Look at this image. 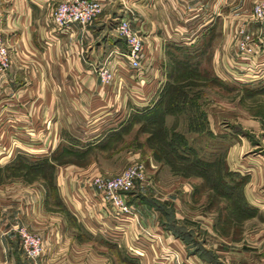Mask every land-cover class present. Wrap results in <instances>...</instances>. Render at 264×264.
<instances>
[{
  "label": "rangeland",
  "instance_id": "374dc122",
  "mask_svg": "<svg viewBox=\"0 0 264 264\" xmlns=\"http://www.w3.org/2000/svg\"><path fill=\"white\" fill-rule=\"evenodd\" d=\"M238 25L230 24L224 31H204L195 41L192 38L200 31L183 32L179 38L167 35L160 57L159 53L155 57L156 70L162 72L164 83L149 107L134 106L123 125L99 142L93 138L99 132L86 125L84 130L72 120L74 124L64 130L63 140L51 152V171L34 169L37 158L2 160L0 184L10 187L0 188V195L7 198L13 194L10 197L14 198L24 193L17 184L33 183L40 200L36 202V214L42 216V202L49 194L52 210L60 212L59 217L66 224L74 225L66 237L79 248L73 252L74 258L68 257L70 264H139L125 256L129 251L134 254V250L143 252V256H138L141 264H246L250 234L264 230V204L258 198L264 197V79L254 84L239 80L246 78L234 66ZM142 37L146 48L143 33ZM150 50H154L153 46ZM143 57L142 68L136 72L139 75L132 79L140 85H146L155 71L154 60L146 62ZM240 61L246 64L244 58ZM128 86L129 101L152 98L149 94L138 96L141 90L136 85ZM154 103H160V109L148 114ZM91 162L110 170L111 175L119 174L132 163L144 164L143 187L137 186L127 195L137 216L134 224L120 217L108 221L99 218L92 225L94 235L89 237L71 220L59 191L52 190L57 182L56 167L68 163L85 166ZM252 186L258 188L256 198L250 195ZM20 203L23 208L22 212L18 209V223L13 231L24 262L32 264L24 254L16 228L25 226L32 233L42 234L29 227L32 218H27L25 204ZM138 203L159 209L164 228L182 241L175 240L167 230L153 229L151 225L155 223L150 225L148 215H154V222L156 214ZM176 215L180 218L175 219ZM145 228L157 237L141 238ZM104 229L107 237L116 238L118 248H108L102 238ZM89 240H93L91 250ZM188 251L198 258L188 255ZM38 264H44L42 255Z\"/></svg>",
  "mask_w": 264,
  "mask_h": 264
},
{
  "label": "crops",
  "instance_id": "0c3cea01",
  "mask_svg": "<svg viewBox=\"0 0 264 264\" xmlns=\"http://www.w3.org/2000/svg\"><path fill=\"white\" fill-rule=\"evenodd\" d=\"M60 1L0 0L1 37L10 58L9 68L0 71V162L18 156L51 157V152L63 140L64 130L74 123L99 132L93 137L94 142L110 137L111 132L123 125L134 106H146V109L161 92L164 79L162 72L156 70L155 57L158 53L160 57L167 35L170 38V34L178 37L183 32L200 31L193 36L195 41L204 31H224L234 23H245L256 34L264 33V23H254L249 17L252 5L258 0H100L104 9L98 19L86 27L71 24L65 31H58L50 11ZM132 15L134 25L142 30L147 40L143 58L146 62L154 60L155 71L146 85L132 80L138 77L137 71L122 65L118 54L111 55L114 50L125 51V43L115 27L120 18H131ZM147 45L153 46L154 50L151 52ZM106 60L115 69V79L110 86L102 84L96 73ZM260 61L264 63V53ZM128 85H136L141 90L138 96L149 94L152 98L150 101L144 97L139 102L129 101ZM76 138L84 141L80 136ZM110 172L96 162L56 167V188L63 207L89 237L94 235L92 225L95 220L103 215L99 212L98 199L85 185L86 178ZM6 185L0 184V188L10 187ZM17 185L23 187L24 193L14 198L10 197L13 194L7 198L0 195V264H26L13 231L18 223V209L22 212L20 208H23L20 202L25 204L27 218H32L29 227L40 231L44 239L42 262L70 264L68 257L74 258L73 252L79 248L74 240L66 237L68 229L74 225L66 224L59 217L60 212L52 210L49 194L42 202L45 215L38 216L35 210L36 202L40 203L38 188H33V183ZM29 189L37 193L29 192ZM257 189L252 186L250 195L256 198ZM258 198L264 204V197ZM138 205L148 206L156 214L154 222L151 221L154 215H148L149 223H155H150L153 229L167 230L175 240L182 241L164 228L159 209L147 204ZM179 218L175 216V219ZM249 241L246 264H264V230L250 234ZM91 242L93 240L87 243L89 250ZM138 263L141 264L139 260Z\"/></svg>",
  "mask_w": 264,
  "mask_h": 264
},
{
  "label": "built area",
  "instance_id": "2783aa9c",
  "mask_svg": "<svg viewBox=\"0 0 264 264\" xmlns=\"http://www.w3.org/2000/svg\"><path fill=\"white\" fill-rule=\"evenodd\" d=\"M103 9L104 4L100 0H62L52 8L50 18L58 31H65L71 24L86 27L101 16ZM249 17L254 23L260 25L264 23V0H258L252 5ZM134 21V17H129L121 18L117 22L116 33L123 39L126 48L122 52L119 50L111 51V55L118 54L121 57L122 65L139 73L142 68L141 58L144 55L145 42L141 30L134 27ZM238 27V37L236 39L237 60L234 66L235 69L241 72L240 76L246 78H239V80L254 84L262 78L264 79V72H261L264 71V63L260 61V57L264 53V37L261 36V33L254 35L245 23L239 24ZM241 58L245 59V65L243 61H240ZM9 65L8 48L1 37L0 31V71L8 69ZM244 69L247 73L243 71ZM114 71L115 69L106 61L96 70V73L101 82L110 85L114 80ZM145 179L144 164L135 162L116 175L97 173L88 176L85 185L91 189L98 199L99 212L103 215L104 220L120 217L125 220L124 222L134 224L137 216L128 202L127 195L137 186L142 188ZM99 218L101 219V217ZM16 229L26 258L32 264H38V260L43 253L44 242L42 237L30 232L25 226H19ZM142 232L140 236L145 240L157 237L149 228L143 229ZM104 233V238L116 243V238L107 237V229H104ZM128 254L137 259L143 256V252L139 250H134V254L129 251Z\"/></svg>",
  "mask_w": 264,
  "mask_h": 264
},
{
  "label": "trees",
  "instance_id": "16d2710c",
  "mask_svg": "<svg viewBox=\"0 0 264 264\" xmlns=\"http://www.w3.org/2000/svg\"><path fill=\"white\" fill-rule=\"evenodd\" d=\"M158 109H160V103H157V104L154 103V105L151 106V107L147 110V112H148V114H153V113H155V111L158 110ZM51 157H52V156H51ZM50 160H51V158H37V159L34 160L33 167H34V169H37V170H50V171H51L52 165H51V163H50ZM200 163H201L203 166H205L203 162L200 161ZM202 165H201V166H202ZM203 166H202V167H203ZM203 169H204V168H203ZM50 188H51V187H50ZM55 188H56V187H55L54 185H52V190L55 191ZM176 237L179 238L178 236H176ZM103 241L108 245V248H109L110 250H112V248H118L117 245H116L114 242H112V241L106 240V239H104V238H103ZM188 252H189V251H188ZM189 254H194V253L189 252ZM125 256H126L127 258H129V259H131V260H133V261H135V262L138 263V259H137V258H134V257H132V256H130L128 253H125ZM126 260H128V259H126ZM127 264H128V263H127Z\"/></svg>",
  "mask_w": 264,
  "mask_h": 264
}]
</instances>
